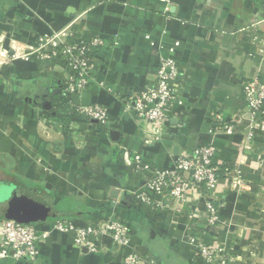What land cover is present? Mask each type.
<instances>
[{"label": "crops", "instance_id": "1", "mask_svg": "<svg viewBox=\"0 0 264 264\" xmlns=\"http://www.w3.org/2000/svg\"><path fill=\"white\" fill-rule=\"evenodd\" d=\"M263 13L264 0H0V169L51 191L55 204L73 203L83 215L71 216L83 222L110 214L126 221L145 262L209 264L190 260L189 241L196 238L223 243L234 264H264V134L254 129L245 144L242 95L248 80L264 77V29L250 23ZM52 30L108 41L92 55L93 84L78 94L65 95V71H48V63L26 54L36 36ZM161 56L179 68L181 103L161 139L147 143L139 131L144 124L126 112L121 96L150 83ZM77 103L103 105L106 121L91 126L63 115V107ZM215 115L234 131L216 129ZM207 143L214 144L221 177L225 167H235L247 185L241 192L229 191L224 178L217 185L225 226L204 225V199L196 190L186 204L155 194L151 204L140 203L135 192L150 169H171L177 157ZM124 190L133 198L129 207L120 203ZM38 246L35 262L5 257L0 264H120L108 241L91 253L70 233L51 230Z\"/></svg>", "mask_w": 264, "mask_h": 264}, {"label": "built area", "instance_id": "2", "mask_svg": "<svg viewBox=\"0 0 264 264\" xmlns=\"http://www.w3.org/2000/svg\"><path fill=\"white\" fill-rule=\"evenodd\" d=\"M250 23L262 25L264 29V13L259 20H252ZM107 44L105 37L99 34H92L79 40L73 36V33L52 30L48 34L36 36L33 47L26 54L35 62L48 63V71L58 69L65 71L63 88L65 95L69 96L78 94L93 84L92 55ZM178 73L179 68L175 61L161 56L156 62L154 77L150 83L130 98L121 96L126 112H132L137 122L144 124L139 131L147 143L161 139L172 110L181 103L178 95L179 85L176 81ZM97 84L104 86L103 81H98ZM110 92L119 97L118 93ZM242 95L248 107L245 119L249 124L245 144L249 145L253 139L254 129L258 128L264 134V77L254 76L248 80L242 87ZM62 112L64 116L69 115L70 112L73 120L76 116L79 117L77 121L83 118L91 126L94 125L93 123H103L107 119V110L99 103L71 104L68 108L63 107ZM215 122L216 129L224 134L234 131V125L222 120L220 115H215ZM57 125L60 127L62 121L59 120ZM78 145L82 146L81 143ZM214 150V144L207 143L177 157L171 169H150L143 189L135 192L137 199L143 205H149L152 201L151 194L168 195L177 202L186 204L189 203L186 202L189 192L196 190L204 199V225L225 226L227 222L219 215L224 203L214 198L217 185L223 178L227 181L228 190L231 192H241L247 185L240 171L235 167L232 170L225 167L223 178L221 177L218 173L219 169L212 161ZM259 162L264 165V150ZM191 209L192 207L189 210ZM189 214L190 217L193 216V212ZM48 224L47 228L40 229L36 225L0 219V260L11 257L35 262L39 255V243L51 230H55L70 233L79 248L91 253L102 251L105 242L108 241L117 253L120 264L145 262L144 255L132 245L129 224L111 214L95 223L69 217L51 220ZM189 246L191 261L201 258L209 264H234L223 243L204 244L193 238L189 241ZM146 263L153 264L154 261L147 259Z\"/></svg>", "mask_w": 264, "mask_h": 264}, {"label": "water", "instance_id": "3", "mask_svg": "<svg viewBox=\"0 0 264 264\" xmlns=\"http://www.w3.org/2000/svg\"><path fill=\"white\" fill-rule=\"evenodd\" d=\"M132 201L131 193L124 190L121 193L120 203L129 207ZM63 208L64 201L55 204L51 191L0 170V219L35 225L40 221L57 219L62 215H83L79 210L66 212Z\"/></svg>", "mask_w": 264, "mask_h": 264}, {"label": "trees", "instance_id": "4", "mask_svg": "<svg viewBox=\"0 0 264 264\" xmlns=\"http://www.w3.org/2000/svg\"><path fill=\"white\" fill-rule=\"evenodd\" d=\"M73 206V203H68V202H64V208H63V210L64 211H66V212H68V211H73V209L71 208ZM76 210V209H75ZM69 217H72L71 215H62V216H60V217H58V218H69ZM57 218V219H58ZM55 220V219H54ZM49 221V220H48ZM51 221V220H50ZM30 225H33V224H30Z\"/></svg>", "mask_w": 264, "mask_h": 264}, {"label": "rangeland", "instance_id": "5", "mask_svg": "<svg viewBox=\"0 0 264 264\" xmlns=\"http://www.w3.org/2000/svg\"><path fill=\"white\" fill-rule=\"evenodd\" d=\"M0 165H2V162H0Z\"/></svg>", "mask_w": 264, "mask_h": 264}, {"label": "flooded vegetation", "instance_id": "6", "mask_svg": "<svg viewBox=\"0 0 264 264\" xmlns=\"http://www.w3.org/2000/svg\"><path fill=\"white\" fill-rule=\"evenodd\" d=\"M1 170V169H0Z\"/></svg>", "mask_w": 264, "mask_h": 264}]
</instances>
